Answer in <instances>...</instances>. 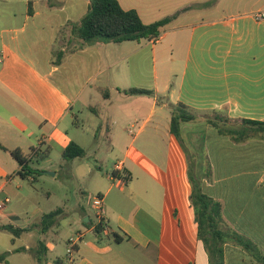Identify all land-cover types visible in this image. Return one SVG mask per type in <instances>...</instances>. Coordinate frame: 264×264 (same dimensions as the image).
<instances>
[{
	"label": "crops",
	"instance_id": "1",
	"mask_svg": "<svg viewBox=\"0 0 264 264\" xmlns=\"http://www.w3.org/2000/svg\"><path fill=\"white\" fill-rule=\"evenodd\" d=\"M117 1L145 24L172 20L156 42L87 44L73 30L90 0H0L1 189L22 178L14 150L32 160L46 151L45 162L76 142L86 156L62 170L83 180L97 174L88 159L98 157L103 141L116 159L97 190L109 230L97 234L96 220L79 205L76 252L44 264H210L190 201L195 163L202 191L222 204V228L256 249L257 256L226 243L223 264H263L264 138L237 142L208 120L264 121V17H257L264 0ZM22 22L29 34L18 28ZM130 88L153 94L123 92ZM178 103L197 116L182 123L180 139L170 132V105ZM35 213L21 228L40 222L44 213Z\"/></svg>",
	"mask_w": 264,
	"mask_h": 264
},
{
	"label": "trees",
	"instance_id": "2",
	"mask_svg": "<svg viewBox=\"0 0 264 264\" xmlns=\"http://www.w3.org/2000/svg\"><path fill=\"white\" fill-rule=\"evenodd\" d=\"M29 4L31 6V2ZM171 20L172 17H168L145 24L135 10H124L117 0H90L87 14L82 18L76 30L73 31L80 40L87 44L97 41L122 43L144 39L152 40L160 37L162 28L169 24ZM123 92L129 95L153 94L151 90L141 88H130L123 90ZM105 96L108 95L105 94ZM170 109V132L180 139L182 123L195 121L197 116L183 103L171 104ZM208 122L216 126L222 134L232 137L237 142H244L253 138H264V121L232 120L227 116L218 114L216 119H209ZM219 123H222V125ZM12 155L21 167L19 175L23 179L31 181L35 180L33 175L36 173L32 163H40L48 158V152L46 151L36 152L35 160H32V157H26L20 150L12 151ZM85 156L86 150L76 142H71L62 154L65 161L84 158ZM194 167L195 163L190 162L189 179L192 185L190 201L195 210L198 237L206 247L210 264H223V246L229 242L238 244L257 256L255 247L242 236L222 228L224 220L222 204L202 191L201 179L196 176ZM64 212L65 209L58 208L49 213H44L39 224L41 233L46 234ZM84 225L90 227L93 222L84 223ZM94 227L97 234H102L104 231V224L101 221L96 222ZM0 229L7 230L16 237L31 231V227L21 228L12 224L1 225ZM47 250L46 245L41 243V246L35 252V259L38 264H44ZM5 260L6 254H0V262ZM262 262L264 264V257H262Z\"/></svg>",
	"mask_w": 264,
	"mask_h": 264
},
{
	"label": "rangeland",
	"instance_id": "3",
	"mask_svg": "<svg viewBox=\"0 0 264 264\" xmlns=\"http://www.w3.org/2000/svg\"><path fill=\"white\" fill-rule=\"evenodd\" d=\"M32 1L34 3V1L40 2L42 0ZM47 1L45 0V3ZM136 1L121 0L125 7L136 4ZM18 5H22L23 10L27 7L21 3H18ZM25 24V22L20 23L18 28L25 26V33L29 34L31 26ZM144 40L150 41L148 39ZM58 59L59 56L56 55V60L58 61ZM81 109V105L78 104L75 112L78 113L79 122L87 131L89 126L83 123L85 115L78 112ZM72 132L74 131L72 130ZM89 135L91 136L92 145L95 146L96 142L92 134L89 133ZM101 143L99 146L101 151L98 157L88 159L97 174L90 175L86 179L77 180L66 174L62 170V165L66 163L65 160L61 156L53 154L49 161L32 163V167L36 171L33 175L34 181L16 177L17 182L9 191H5V194L0 187V201H3L6 197L11 198V202L4 211V213L10 212V219L4 217L3 214L0 217V226L12 224L20 227L26 225L25 227H27V220L30 219L33 222L37 220L34 218L36 210L43 214L58 208L65 209V213L59 217L57 223L46 234L41 233L40 222L31 225V231L23 233L20 237L14 236L7 230L0 229V254H6V260L3 261V264H37L35 252L39 249L41 243L45 245L55 243L57 248L56 252L48 250L44 257L45 260L54 258L55 255L61 258L68 255L66 243L68 244L67 241L77 235L75 231L81 226L79 205L88 211L93 221L96 220L97 222L95 217L97 211L93 208V198L98 195L97 190L99 188H103L108 184L107 175L111 173L116 162L112 155H108L105 143L103 141ZM18 183L22 185V188H16Z\"/></svg>",
	"mask_w": 264,
	"mask_h": 264
},
{
	"label": "built area",
	"instance_id": "4",
	"mask_svg": "<svg viewBox=\"0 0 264 264\" xmlns=\"http://www.w3.org/2000/svg\"><path fill=\"white\" fill-rule=\"evenodd\" d=\"M258 18L264 17L263 14H258ZM159 38L152 39V42L158 41ZM120 164L116 166L117 170H120ZM112 178V176H111ZM31 179V178H30ZM11 202L10 197H6L3 201H0V217L3 215L6 206ZM93 208L97 211L95 214V217L97 219V222H102L104 224V231L108 232V226L107 221L103 215V197L101 195H97L93 198ZM82 235L80 233H77V235L73 238H70L67 242V251L68 255L72 256L75 253V248L78 246L79 241L81 240Z\"/></svg>",
	"mask_w": 264,
	"mask_h": 264
},
{
	"label": "water",
	"instance_id": "5",
	"mask_svg": "<svg viewBox=\"0 0 264 264\" xmlns=\"http://www.w3.org/2000/svg\"><path fill=\"white\" fill-rule=\"evenodd\" d=\"M51 174L54 175V173H51ZM88 221H89V218H86V219L84 220L85 223H88Z\"/></svg>",
	"mask_w": 264,
	"mask_h": 264
}]
</instances>
